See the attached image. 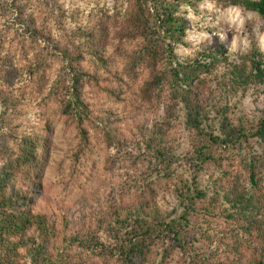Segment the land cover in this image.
I'll use <instances>...</instances> for the list:
<instances>
[{
	"label": "trees",
	"instance_id": "trees-1",
	"mask_svg": "<svg viewBox=\"0 0 264 264\" xmlns=\"http://www.w3.org/2000/svg\"><path fill=\"white\" fill-rule=\"evenodd\" d=\"M22 1L12 0L4 9L12 12L13 23L20 31L18 36L43 46L27 72L29 76L43 73L47 56L44 53L60 59L62 66L48 99L54 97L56 112L75 124L83 144L79 153L89 140L86 124L94 122L107 143L114 137L109 128L111 121L92 117L85 102V86L100 82L99 71L109 73L120 83L124 78L134 81L135 72L141 69L146 76L138 88L140 98L149 103L156 101L163 106L166 116L157 129L158 136L150 139L152 169L168 180L183 168L182 172L190 173L191 182L182 181L176 188L178 207L172 214H162L155 200L146 194L135 205L117 206L110 215L104 213L94 227L74 223L64 213L38 211L37 198L50 155V119L43 118L45 124L41 129L23 130L19 119L21 99L14 94L10 82L3 80L9 66L6 69L1 65L0 73L5 72V76L0 86V264H112L111 259H115V264H154L157 242L166 244L159 264L176 250L188 257L195 237L189 232L190 218L204 198L196 184L197 175L213 161L212 149L241 146L249 136L264 146V118L250 131L242 125L235 126L227 116V108L212 103L208 79L223 67L222 79L234 90L264 84V53L253 50L240 63L230 64L227 50L218 45L196 51L186 62L178 61L175 48L186 37L185 12L181 9L193 8L191 0H116L112 14L100 18L99 32L81 31L77 35L78 45L55 41L38 18L27 12L28 5ZM51 2L56 4L55 0ZM223 7L242 8L264 20V0H225ZM108 39L123 61L121 72L111 69L113 56L108 53ZM86 57L96 69L93 72L84 66ZM38 87L44 92L47 82L44 80ZM176 105L184 112L186 128L196 138L193 150L180 157L164 144ZM210 113L217 119L213 125L209 124ZM254 169L252 166L248 170L253 188L259 182ZM253 197L236 192L232 202L240 210L248 209ZM248 223L251 226L246 229L252 241L235 264H264V228ZM190 256L193 261V255ZM191 264L199 263L195 260Z\"/></svg>",
	"mask_w": 264,
	"mask_h": 264
},
{
	"label": "rangeland",
	"instance_id": "rangeland-1",
	"mask_svg": "<svg viewBox=\"0 0 264 264\" xmlns=\"http://www.w3.org/2000/svg\"><path fill=\"white\" fill-rule=\"evenodd\" d=\"M115 1L22 2L28 5L27 12L34 14L38 23L51 32L55 41L78 45L77 35L81 31L99 32L100 18L112 14ZM191 1L194 2L193 8L181 9L185 12L186 37L183 44L175 48L178 61L186 62L196 51L218 45L227 50L230 64L240 63L253 50L264 53V20L257 14L238 7L225 8V0ZM11 2L0 0V68L5 65L10 70L4 78L5 72L0 73V86L2 78L9 81L14 94L21 99L19 119L23 130L41 129L45 124L44 117L50 119L52 128L49 161L41 182L42 191L37 198V210L47 214L64 213L74 223L94 227L97 218L104 213L110 215L117 206L135 205L142 194H146L155 200L162 214H170L178 207L176 188L182 181L190 184L191 176L189 172H182V168L166 180L152 169L154 159L153 151L149 149L153 145L150 139L158 136L157 129L166 116L163 106L156 101L145 102L138 94L145 73L137 70L134 81L124 78V82L119 83L109 73L99 71L100 82L85 86V102L92 117L111 121L109 128L114 137L111 143H107L94 122L86 124L89 140L80 154L78 150L83 144L75 124L56 112L54 97L48 99L62 63L59 58L44 53L47 56L43 73L29 76L27 67L35 64V54L43 46L31 44L29 39L18 36L20 31L13 23L12 12L4 9L5 4ZM107 41L108 53L113 56L111 69L121 72L123 61L115 54L111 39ZM84 66L91 72L96 70L88 57ZM224 73V68L220 67L208 79L212 103L226 107L232 123L250 131L264 118V84L234 90L226 79H222ZM44 80L47 87L42 92L38 85L44 84ZM107 89L113 92L109 93ZM176 106L164 144L172 154L180 157L193 150L196 138L194 132L185 126L184 112ZM216 122L215 114L210 113L209 124ZM75 156H78L77 160ZM212 156L213 161L201 169L196 180L204 198L197 203V212L189 223V232L195 235L189 252L194 260L176 250L163 264H191L195 260L199 264H235L252 241L246 229L247 225L251 226L248 222L264 228V146L249 136L241 146L213 148ZM252 166L259 179L255 188L249 181L248 170ZM236 192L254 196L248 209L240 210L232 202ZM104 240L110 243L106 237ZM165 245L156 243L154 264H159ZM111 263L115 264V259H111Z\"/></svg>",
	"mask_w": 264,
	"mask_h": 264
}]
</instances>
